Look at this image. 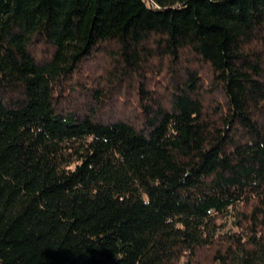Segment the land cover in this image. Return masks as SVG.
<instances>
[{"label": "trees", "instance_id": "trees-1", "mask_svg": "<svg viewBox=\"0 0 264 264\" xmlns=\"http://www.w3.org/2000/svg\"><path fill=\"white\" fill-rule=\"evenodd\" d=\"M0 264H264V0H0Z\"/></svg>", "mask_w": 264, "mask_h": 264}, {"label": "rangeland", "instance_id": "rangeland-1", "mask_svg": "<svg viewBox=\"0 0 264 264\" xmlns=\"http://www.w3.org/2000/svg\"><path fill=\"white\" fill-rule=\"evenodd\" d=\"M105 62H107V61L105 60V58L103 56H101L100 58L94 59V61H92V62L84 63V66L82 67V70H81L82 72H80V74L77 75L79 80L86 79L88 81H91V79L94 78L93 82H95L96 77L102 76L103 73L100 72L99 68L100 67L104 68ZM158 64H160V65H159V68L156 70L155 65L158 66ZM147 67L148 68H147L146 72H144V73L147 77L146 83L148 85L147 86L148 89L151 90L153 88L157 92H163V88L167 86L168 78H169V76L167 74V63L164 60H162L161 63H156V60H154V61H151V65H149ZM150 79L151 80L154 79V82L156 81L155 84ZM122 87L123 86H121V89L119 91L120 94L117 96V99H116V106L118 107V109L122 108V106H123L126 110V113H128L127 115L133 116L136 113L134 106H133L134 101H135V95L131 91V89H129L127 91V92H129L128 95L125 94L124 91H126V90L125 89L123 90ZM69 101L73 105L76 104L75 106H78V104H79L78 102H76L74 95L70 96ZM122 102L124 104H122Z\"/></svg>", "mask_w": 264, "mask_h": 264}]
</instances>
